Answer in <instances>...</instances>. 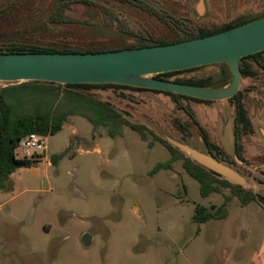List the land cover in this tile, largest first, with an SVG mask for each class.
I'll return each instance as SVG.
<instances>
[{
  "label": "rangeland",
  "instance_id": "1",
  "mask_svg": "<svg viewBox=\"0 0 264 264\" xmlns=\"http://www.w3.org/2000/svg\"><path fill=\"white\" fill-rule=\"evenodd\" d=\"M192 1L150 0L188 25L206 30L264 13V0H211L210 20L197 23ZM56 2L0 0V45L86 51L138 43L118 24L106 26L96 5L74 4L67 15L76 24H49ZM93 2L114 9L137 35L167 42L178 38L132 3ZM223 71V65H213L178 77L222 78ZM241 89L246 90L247 107L257 116L264 110V72L256 79H242ZM91 93L132 123L148 121L200 146L197 127L189 128L184 137L174 126L175 120L187 123L189 118L165 95L159 102H149L121 90ZM109 132L106 127L94 128L80 115L70 116L61 132L47 138L48 150L34 160L36 166L11 176L12 190H0V264H264L262 204L255 201L242 207L234 198L226 207V219L198 225L193 221L196 206L212 211L213 206L223 205L230 190L203 198L182 159L173 162L171 170L152 175L158 163L171 159L169 150L150 132L147 140L128 126L113 129V136ZM244 139L247 163L234 159L232 166L250 181L247 189L264 195V150L249 156L258 139L256 135ZM68 147V155L53 165L51 156ZM85 233L93 237L90 247L82 241Z\"/></svg>",
  "mask_w": 264,
  "mask_h": 264
},
{
  "label": "trees",
  "instance_id": "2",
  "mask_svg": "<svg viewBox=\"0 0 264 264\" xmlns=\"http://www.w3.org/2000/svg\"><path fill=\"white\" fill-rule=\"evenodd\" d=\"M111 1H117L119 3H132L148 15L158 19L162 24L167 25L170 30L176 33L178 38L174 41L167 42L137 35L129 29V27H127L124 21L119 19V16L114 9L110 8L108 5L96 4L93 0H57L54 10L48 19L49 24H76L78 22L67 15V12L71 10L74 4H82L85 7L96 5L102 12L106 26L118 24L119 29L123 34L134 36L138 39V43L135 45L122 46L108 50L86 51L11 44L8 46L0 45V54L96 53L102 51H116L168 45L211 36L264 17L263 13L262 15L251 19L242 18L234 23L206 30L188 25L186 22L177 19L169 12L159 9L154 3L148 0ZM201 68L165 73L158 75L157 78L173 80L177 83L188 85L211 87L223 86L231 80V76L228 73H222V78L214 75L213 77H209L204 80L182 79L178 77ZM240 68L242 79H256L259 74L264 72V52L243 58ZM108 89L150 91L163 93L169 96L175 103L177 109L183 111L189 118V122L187 123L175 120L174 126L177 130L180 131L184 137H186L189 133V128L197 127L200 135L207 144V150L210 154L223 163L229 165L236 163L224 152L223 149L210 141L207 132L201 127L198 116L191 106L192 102L213 104L214 102L212 101L121 85L75 84L63 86L55 83L27 82L0 88V190H12L11 176L19 169L32 168L36 163V161L17 157L16 149L19 147L22 140L32 134H36L46 139L48 137H53L63 130V126L68 121L70 116L80 115L93 125L94 128L101 126L109 128V133L112 136L113 129L120 131L124 126H128L132 130L138 132L143 140H147V132L152 133L156 140L161 142L171 153V159L165 163H158L152 170V175L161 170H171L173 162L182 159L183 167L186 173L199 183L200 194L203 198H207L211 194H220L224 189H229L230 195L225 197V201L220 207L216 208L213 206V210L208 211L204 206H196L193 221L198 225L205 224L212 220L226 219L228 216L226 207L234 198L239 200L242 207H246L255 201H258L264 206V195L255 193L250 189L234 185L223 179L221 176L205 169L201 165L192 161V159L187 155L174 148L166 140L156 136V134L148 127L130 122L124 117L122 112L116 109L111 103L104 101L91 93L93 90ZM245 98L246 90H240L234 98L228 100L235 107V146L237 154L243 162H245L243 158V137L255 133V129L246 107ZM184 140H186V138ZM70 147H68L63 153L51 156L52 164L57 166L60 160L68 155Z\"/></svg>",
  "mask_w": 264,
  "mask_h": 264
},
{
  "label": "water",
  "instance_id": "3",
  "mask_svg": "<svg viewBox=\"0 0 264 264\" xmlns=\"http://www.w3.org/2000/svg\"><path fill=\"white\" fill-rule=\"evenodd\" d=\"M211 0H193L192 14L197 23L209 21ZM264 52V17L230 30L204 38L168 45L96 53H17L0 54V84L16 85L45 82L58 85H121L156 90L220 102L234 98L242 86L241 61ZM213 65L226 67L231 80L220 87L195 86L157 78L158 75ZM233 120V129L235 127ZM174 148L195 163L221 176L234 185L247 188L248 178L232 165L217 160L207 150L199 135V147L177 138L163 129L143 121ZM264 141V127L257 129ZM234 135L233 133L231 136ZM229 156L244 163L238 156L235 137L230 143ZM235 161V160H234ZM36 165H33L35 167ZM83 220V218L78 217ZM93 237L85 233V247L92 246Z\"/></svg>",
  "mask_w": 264,
  "mask_h": 264
},
{
  "label": "crops",
  "instance_id": "4",
  "mask_svg": "<svg viewBox=\"0 0 264 264\" xmlns=\"http://www.w3.org/2000/svg\"><path fill=\"white\" fill-rule=\"evenodd\" d=\"M220 66V65H219ZM228 73L226 67H224L223 73ZM215 75V74H214ZM213 75V76H214ZM124 94H131L133 96H141L142 98L147 99L149 102H159V98L163 93H156L150 91H129L124 90ZM167 96V95H165ZM169 97V96H167ZM170 98V97H169ZM246 102V98H245ZM263 104V103H262ZM192 108L195 110L200 125L206 130L208 133L210 140L212 143L218 145L224 152L229 155L230 143L234 138L233 129V120L235 118V107L229 101H220L214 102L213 104H205V103H191ZM247 107V103H246ZM247 110L250 115V119L253 123L255 133L248 135L252 136L256 135L258 141H254L257 147L255 149H250L249 156H257L261 154L257 151V149L264 150V141L262 140L260 134L257 132V129L260 127H264V110L263 108L258 112L257 116H254L252 111L247 107ZM247 137V136H246ZM244 141V148H246V139ZM244 151V150H243Z\"/></svg>",
  "mask_w": 264,
  "mask_h": 264
},
{
  "label": "built area",
  "instance_id": "5",
  "mask_svg": "<svg viewBox=\"0 0 264 264\" xmlns=\"http://www.w3.org/2000/svg\"><path fill=\"white\" fill-rule=\"evenodd\" d=\"M22 150V156L19 155V150ZM48 150L47 139L36 134H32L21 141L19 147L16 149L18 158L36 160L40 159L42 155L46 154Z\"/></svg>",
  "mask_w": 264,
  "mask_h": 264
},
{
  "label": "flooded vegetation",
  "instance_id": "6",
  "mask_svg": "<svg viewBox=\"0 0 264 264\" xmlns=\"http://www.w3.org/2000/svg\"><path fill=\"white\" fill-rule=\"evenodd\" d=\"M150 1V0H149ZM122 92L124 91V90H121ZM253 124V123H252ZM202 127V126H201ZM254 127V126H253ZM203 128V127H202ZM204 129V128H203ZM205 130V129H204ZM206 131V130H205ZM200 134V133H199ZM208 134V133H207ZM251 135V134H250ZM209 136V135H208ZM209 139H210V137H209ZM211 141V140H210ZM244 158V157H243ZM234 160V159H233ZM244 161H245V159H244ZM246 162V161H245ZM247 163V162H246Z\"/></svg>",
  "mask_w": 264,
  "mask_h": 264
}]
</instances>
